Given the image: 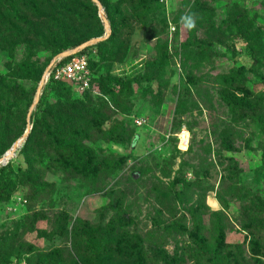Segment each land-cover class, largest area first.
I'll return each mask as SVG.
<instances>
[{
	"label": "rangeland",
	"instance_id": "obj_1",
	"mask_svg": "<svg viewBox=\"0 0 264 264\" xmlns=\"http://www.w3.org/2000/svg\"><path fill=\"white\" fill-rule=\"evenodd\" d=\"M97 1L114 33L90 51L91 90L42 97L44 85L38 108L49 61L105 35L98 7L0 0V155L20 141L0 165V186L15 187L0 202V264H210L195 257L206 233L211 251L240 246L222 264H264V0ZM26 169L48 187L28 188Z\"/></svg>",
	"mask_w": 264,
	"mask_h": 264
},
{
	"label": "trees",
	"instance_id": "obj_2",
	"mask_svg": "<svg viewBox=\"0 0 264 264\" xmlns=\"http://www.w3.org/2000/svg\"><path fill=\"white\" fill-rule=\"evenodd\" d=\"M89 4L91 5V7L93 8H96L95 4H93L90 0H88ZM111 27V34L110 36L107 38V40L103 41V42H100L92 47H89V48H86L84 51H82L80 54L78 55H87V56H90V51H92V48L95 49L96 46H101L103 44H105L109 39L110 37L113 35L114 33V28L112 26ZM87 41H83L81 43H78L76 45H74L73 47L71 48H75L83 43H85ZM68 49H63L61 51H59L56 55L66 51ZM66 60L62 61L65 62ZM92 61L93 59L91 58V56L88 58V62H89V69H90V72H91V82H92V85L94 83V71H93V64H92ZM50 62V61H49ZM44 72V70H43ZM43 72L42 74L40 75L39 77V80H41V77L43 75ZM51 84H66V83H59V82H54V81H50L48 84L45 85V91L44 93L42 94V97H45L47 96V94L49 93V85ZM68 85V84H67ZM70 87V90H71V86L69 85ZM90 90H87L85 92H83L81 95H78L79 97H83L85 95H87V93H89ZM72 92V90H71ZM74 94V92H72ZM76 95V94H75ZM41 104H42V101L41 99L39 100L38 104H37V107H41ZM84 110V107L82 105H79L77 102H69L68 103V107L66 108V112H71L73 113L74 115H79L80 114V111ZM62 112V111H61ZM61 112L59 115H61ZM43 113H47L46 111H44ZM47 115H49L47 113ZM50 116V115H49ZM60 119V118H58ZM37 131H38V122L35 121L32 123V128H31V135L26 141H25V144L23 146V148L20 150V153L22 152H27L26 149H31V147H34L32 144H31V141L33 138L37 137ZM56 132H58V130H55ZM53 139L54 141L56 142L57 140L60 142L58 145V147L60 148H63V149H67V147L69 146H65L62 141L63 139L61 138V135H59V133H56L54 134L53 136ZM11 147H8L5 151H4V154L10 149ZM3 154V155H4ZM2 157V154L0 155V158ZM262 163L264 165V156L262 157ZM4 171V167H0V173H2ZM21 177L22 179L21 180H24L25 181V185L28 186V188H31L33 192H42L43 190H45L48 186L46 184L44 185H40L38 186V179H36V176L37 175H32V172H31V169H26L24 171H21ZM15 192V187L14 185H11L9 182H7V180L1 182V186H0V202L4 199H6L7 197H9L12 193ZM218 219V218H216ZM224 221L222 220V222H220L219 220H217V225H216V231L215 233L213 234H222L224 231H225V227H224ZM205 237L204 239H202V241L197 245L196 249H195V257L198 261L202 262V263H210V264H222L221 260L219 259V252H225V251H233V252H236L240 249V246L239 245H235V246H232V247H229V248H224L225 250H222V251H219L218 250H210L209 249V244L210 242L212 241V239L209 238V234H204ZM89 238L92 240L95 238V233L94 232H90V234L88 235ZM97 242V241H96ZM96 242H93V244H90V247H91V252L94 253V257L96 258H99V257H104L106 256V254H108V248L110 246V241H105V242H102V243H96ZM222 249V248H220ZM85 253V252H84ZM53 259L54 258H51L50 260V264H54L53 262Z\"/></svg>",
	"mask_w": 264,
	"mask_h": 264
},
{
	"label": "built area",
	"instance_id": "obj_3",
	"mask_svg": "<svg viewBox=\"0 0 264 264\" xmlns=\"http://www.w3.org/2000/svg\"><path fill=\"white\" fill-rule=\"evenodd\" d=\"M81 52L65 59L56 60L47 72L44 71V85L48 84L50 81L66 83L71 86L72 92L77 95L91 90V72L88 62L90 56L78 55ZM64 60L66 61L62 63Z\"/></svg>",
	"mask_w": 264,
	"mask_h": 264
},
{
	"label": "water",
	"instance_id": "obj_4",
	"mask_svg": "<svg viewBox=\"0 0 264 264\" xmlns=\"http://www.w3.org/2000/svg\"><path fill=\"white\" fill-rule=\"evenodd\" d=\"M90 1L92 3H94L95 5H97V7H98L99 18L103 22L104 29H105L104 30L105 31V35L103 37H99L97 39L85 42V43H83V44H81V45H79V46H77V47H75V48H73L71 50H67V51H64V52L58 54L49 63V65L45 69V72H47L53 66V64L56 62V60L65 59V58H68V57H70L72 55H75V54L85 50L86 48H88L90 46L96 45V44H98L100 42H103V41L107 40V38L110 36V34H111L110 27H109V24H108V21L106 20V18L103 17V14H102L101 9H100L101 6H100L99 2L97 0H90ZM45 72L43 73V75L41 77L40 84L38 86V89H37V92H36V97H35V100H34V103H33V107L35 105H37L38 102H39V98L41 96V91H42V88L44 86ZM32 108H31V110H32ZM31 110L28 113V120H29V117L31 115ZM30 129H31V127H28L26 132H25V134H27L28 130H30ZM19 143H20V141H18L15 144H13L12 147L3 155V157L0 158V165H2V166L6 165L8 163V160H10L15 155V152L17 151V147H18Z\"/></svg>",
	"mask_w": 264,
	"mask_h": 264
},
{
	"label": "clouds",
	"instance_id": "obj_5",
	"mask_svg": "<svg viewBox=\"0 0 264 264\" xmlns=\"http://www.w3.org/2000/svg\"><path fill=\"white\" fill-rule=\"evenodd\" d=\"M197 16L194 12H188L181 16L180 22L186 30H193L196 27Z\"/></svg>",
	"mask_w": 264,
	"mask_h": 264
},
{
	"label": "bare ground",
	"instance_id": "obj_6",
	"mask_svg": "<svg viewBox=\"0 0 264 264\" xmlns=\"http://www.w3.org/2000/svg\"><path fill=\"white\" fill-rule=\"evenodd\" d=\"M19 144H20V143H19ZM19 144H18V145H19Z\"/></svg>",
	"mask_w": 264,
	"mask_h": 264
}]
</instances>
